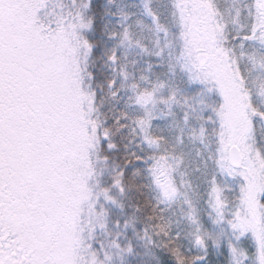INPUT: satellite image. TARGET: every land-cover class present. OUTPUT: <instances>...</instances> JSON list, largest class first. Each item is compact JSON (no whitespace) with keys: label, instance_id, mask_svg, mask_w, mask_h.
I'll use <instances>...</instances> for the list:
<instances>
[{"label":"snow or ice","instance_id":"1","mask_svg":"<svg viewBox=\"0 0 264 264\" xmlns=\"http://www.w3.org/2000/svg\"><path fill=\"white\" fill-rule=\"evenodd\" d=\"M0 264H264V0H0Z\"/></svg>","mask_w":264,"mask_h":264}]
</instances>
